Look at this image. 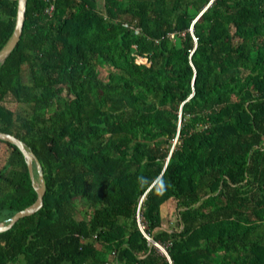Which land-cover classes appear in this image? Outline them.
Returning <instances> with one entry per match:
<instances>
[{
  "label": "trees",
  "instance_id": "1",
  "mask_svg": "<svg viewBox=\"0 0 264 264\" xmlns=\"http://www.w3.org/2000/svg\"><path fill=\"white\" fill-rule=\"evenodd\" d=\"M0 131V264H264V0H27Z\"/></svg>",
  "mask_w": 264,
  "mask_h": 264
},
{
  "label": "water",
  "instance_id": "2",
  "mask_svg": "<svg viewBox=\"0 0 264 264\" xmlns=\"http://www.w3.org/2000/svg\"><path fill=\"white\" fill-rule=\"evenodd\" d=\"M26 3H27V0H17L14 29H13V32H12V35L9 41L4 46V48L0 51V64L14 49L15 45L17 44L20 38V35L22 33L24 19H25ZM190 31L192 32V26L190 27ZM0 140L7 141L11 144H14L20 150L25 160L27 169H28L32 187L34 188L37 194L36 199L32 204L14 213L11 217L7 219L6 222H0V232H3V231L10 229L20 218L31 215L42 207L43 195L45 192V183H44V179H43V175L41 171V164L38 158L33 153V151L26 146V144L22 140H20L19 138H17L16 136L10 133L3 132V131H0ZM34 170L37 172V179L35 177ZM146 238L149 241H151L157 248H159V250H161L169 259L167 252L161 245L154 242L151 238L147 236Z\"/></svg>",
  "mask_w": 264,
  "mask_h": 264
},
{
  "label": "rangeland",
  "instance_id": "3",
  "mask_svg": "<svg viewBox=\"0 0 264 264\" xmlns=\"http://www.w3.org/2000/svg\"><path fill=\"white\" fill-rule=\"evenodd\" d=\"M99 5H101L102 0H98ZM101 75L104 76L106 74V68L105 67H99ZM7 157V153L2 151L0 148V167L3 165ZM37 179V178H36ZM161 215H162V222L164 226H172L175 227L177 225V214H176V207H175V201L169 200L166 203H163L161 206ZM78 213L76 214V218H86L87 213L85 212V208L79 206L78 207Z\"/></svg>",
  "mask_w": 264,
  "mask_h": 264
},
{
  "label": "built area",
  "instance_id": "4",
  "mask_svg": "<svg viewBox=\"0 0 264 264\" xmlns=\"http://www.w3.org/2000/svg\"><path fill=\"white\" fill-rule=\"evenodd\" d=\"M52 11H53V5L51 4L50 6L46 7L45 10H44V13L47 14V15H51L52 14ZM124 26H127L128 24L127 23H123ZM135 32H138L137 28L134 29ZM141 60L144 62L145 59L144 58H141ZM136 220H137V223L140 227V229L142 230V225H141V222H140V217H139V214L137 213L136 215Z\"/></svg>",
  "mask_w": 264,
  "mask_h": 264
}]
</instances>
